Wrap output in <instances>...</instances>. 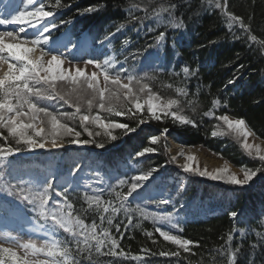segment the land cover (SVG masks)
I'll return each mask as SVG.
<instances>
[{"label":"trees","instance_id":"obj_1","mask_svg":"<svg viewBox=\"0 0 264 264\" xmlns=\"http://www.w3.org/2000/svg\"><path fill=\"white\" fill-rule=\"evenodd\" d=\"M43 2L49 6L47 9L61 14L60 21L71 23L73 36L87 31L94 45L102 44L110 49L117 64L127 69L136 68L130 73L154 77L144 82L164 99H179L180 105L176 111L183 109L181 114L192 118L197 124L196 127L182 125L171 117L152 120L146 111L135 118L130 115L116 117L94 107L93 114L98 113L104 120L127 123L136 129L130 133L113 130L117 139L111 140L105 132L91 125L87 127L93 136L90 137L87 132L83 134L85 130L80 126L79 117L65 121L81 133V140H93L94 143L86 144V150L80 151L48 150L34 156V159L40 164V169L47 165L54 175L58 174L56 176L68 175L69 178L63 183L55 181L53 184L56 191H62L65 187L69 189L67 196L74 205V215L82 214L88 224L93 219L99 224L94 208L86 213L81 212L88 208L86 196L102 195L104 201L115 204V193H126L133 176L156 169L145 181L152 185L150 189L153 192L159 185L155 179L166 178L172 173L166 168L168 157L162 140L157 144L150 143V137L158 136L164 128L168 129L166 136L174 142L183 146H202L240 170L261 167L260 162L250 157L236 141L226 135L213 137L211 133L217 130L218 120L215 116L227 114L233 119L243 118L254 135L264 141V46L248 38L251 34L258 41H264V0H228V10L249 25L250 33L239 24H233L230 30L227 17L214 5L210 6L208 0H62L65 6L58 9L50 7L55 0ZM133 4L140 8H131ZM173 4L175 8L171 10L172 14L183 24L179 29L158 24L154 16V10L158 12L161 6L168 8ZM88 8L95 10L84 11ZM145 8L147 13L141 10ZM162 15L165 20L168 18L166 13ZM132 16L141 19L134 20ZM149 28L155 31H149ZM160 31H166V41L156 46L155 36ZM149 44L153 47L149 48ZM136 57L141 59L134 60ZM185 66L195 75L186 77L182 71ZM176 88L186 89L188 95L178 96ZM214 99L221 103L212 109ZM47 107L52 111H64L60 104L53 103ZM209 110L214 111L213 116L203 115ZM82 111L87 113L86 105ZM140 118L146 122L140 124ZM0 132L7 136L6 130L0 129ZM97 132L99 136L95 135ZM95 143H102L104 147L97 148ZM9 144L15 146L10 137L6 143L0 136V146L7 147ZM145 147H152L156 151L136 157L135 153ZM75 153L92 156L94 163L100 162L104 166L100 169L94 165L79 166L76 173H70L75 168L72 166L76 160L70 157L76 156ZM26 162L23 158L13 157L0 162V174L5 172L2 178L7 182L29 181L30 178H19L12 174L13 169H20ZM35 170L32 177L43 178L45 173ZM92 176L98 177L94 183H87L83 179L91 181ZM121 180L126 181L123 186H119ZM170 186L165 184L164 191L158 193L162 197L153 199L150 198L151 191L148 194L137 190L126 204L131 208L139 206L148 213H158L155 204L159 207L160 201L168 196L174 200V204L163 205L160 214L172 213L178 227L172 229L167 222L154 223L136 212L131 213L133 220L129 224L121 210L115 215L112 226L105 222L103 227L109 228L118 242L117 251L122 250L126 256H99L94 258V264H213V257L215 264H227V256H219L213 250L226 246L229 234L233 236L230 242L232 249L240 250L235 264H251L253 261L254 264H264V171L257 173L245 186L232 185L228 189L207 185L193 178L186 181L185 189L181 192L178 191L181 189L179 186H173L172 190ZM100 189H104L103 193ZM3 209L0 207V212ZM233 211L238 213L235 218L229 215ZM116 225H120L119 230ZM157 226L193 241L191 252L185 253L165 241L155 231ZM57 233L60 238L65 236L61 230ZM148 233H152V236H148ZM145 249L148 251L145 252ZM161 251H179L180 255L161 256ZM133 256L142 259H132Z\"/></svg>","mask_w":264,"mask_h":264},{"label":"snow or ice","instance_id":"obj_2","mask_svg":"<svg viewBox=\"0 0 264 264\" xmlns=\"http://www.w3.org/2000/svg\"><path fill=\"white\" fill-rule=\"evenodd\" d=\"M27 3L31 5V10H28L27 7L20 10L17 7L8 10L6 14L0 13V26H18V29L9 30L5 27L0 30V72H2L0 74V129L7 131V136H4L3 132H0V136L6 143L10 137L15 144V146L11 144L7 147L0 146V162L24 150H54L64 147L65 143L79 145L94 143L93 140H81V133L65 122V120H72L76 117H79L80 126L90 137L93 136V132L88 129L87 125L89 124L104 129L105 134L111 140L117 139L112 134L114 129H122L126 133L136 131L127 123L106 122L99 114L92 115L94 107L116 117L130 115L133 118L137 114H142L146 107L148 116L152 120L160 121L166 117H171L182 125L197 126L192 118L181 114L183 109L173 110L179 107V99H164L154 92L148 83L144 82L145 79L151 80L154 77L147 76V74L137 76L127 72L122 66L117 69L116 64L118 62L112 57H106L102 63L94 59L85 61V65H92L98 70L90 74L84 68L75 65L70 68L63 67L64 58L58 52L54 53L50 47L53 40L51 32L58 26L49 21L48 18L54 17L55 12L46 10L49 6L43 0H27ZM208 3L210 6L214 5L215 8L220 9L227 17L230 30L233 24H239L244 31L250 33L249 25H246L241 17L228 10V0H223L222 3L221 0H208ZM64 6L62 0H55V3L50 5L53 9ZM5 7L7 8V5ZM131 8L139 9L140 6L133 4ZM174 8L175 5L173 4L168 8L161 6L158 12L154 10L157 23L173 29L182 28V22L172 14L171 10ZM94 10L88 8L84 11L92 12ZM141 10L147 13L146 8ZM164 13L168 17L166 20L162 15ZM129 14L131 15V9ZM132 19L141 18L132 16ZM61 23L66 22L61 21ZM29 28L34 30L31 38L27 34ZM149 31H155V29L149 28ZM248 38L264 46V41H258L255 35L249 34ZM105 39L107 40L108 37ZM165 41L166 31H160L155 36L156 46ZM148 47L151 48L153 45L149 44ZM45 57L50 58L45 60ZM69 63L71 64V62ZM3 66H6V70ZM182 71L186 77L195 75V72L187 66L183 67ZM100 77L103 78V87L100 84ZM58 82L67 85L68 91L65 92L62 87H58ZM175 91L178 96L188 95L184 88H176ZM51 100L62 101L64 105L74 109V111H51L42 104V101ZM188 103L191 104L192 101H188ZM220 103V100L214 99L212 109L217 108ZM85 105L87 114H82V107ZM203 115L213 116L214 111H206ZM215 119L222 122L227 131L241 143V147L247 154L260 162L261 167L255 170L242 168L243 177L238 178L237 174L229 172L227 165L211 172L207 169L201 170L198 165L194 166L195 158L192 155L185 157L187 162L181 167L184 172L207 176L212 180H223L232 185H246L257 173L264 171V148L248 143L249 136L254 135V133L243 118L231 119L229 115L224 114L215 116ZM145 122L144 118L139 119L140 124ZM217 128L219 129L220 125H217ZM167 132L168 129L164 128L161 135H166ZM225 134L224 130L211 133L213 137ZM95 135L99 136L100 133L97 132ZM159 139V136L153 135L150 137V143L157 144ZM95 146L97 148L104 147L102 143H95ZM155 151L156 149L152 147H145L142 151H137L135 155L136 157H143L145 153ZM179 155H184V153L181 152ZM176 158V156L171 157L173 161ZM78 170L79 165L73 169V173ZM155 171L156 169H151L146 173L133 176V182L126 193H115V204L112 201H104L102 195L86 196L85 201L88 208L82 209L81 212L86 213L94 208L99 217V224L95 219L92 220L91 224H88L82 214L74 215V205L69 202L67 196L69 189L66 187L62 191L56 192V196L62 197L63 202L57 201L55 207H51L49 193L54 187L52 179L44 177L35 184L23 180L18 183L5 182V190L8 195H14L19 200L31 205L39 220L44 221L43 224H39V228L52 233L54 238L45 239L40 243L31 238L21 242L16 237L9 235L6 237V242L11 246L5 247L3 243H0V264H94L95 257L126 256L122 250L117 251L118 242L112 237L109 228L103 227L105 222L112 226L115 215L121 210L125 213L129 224L133 220L131 213L136 212L144 219H152L154 223L167 222L172 229H176L178 223L174 222L172 213H148L139 206L131 208L126 204L133 193L142 189L143 182L148 181ZM125 183L126 181L121 180L119 186H123ZM103 191L104 189H100L101 193ZM169 202L166 199L160 201L162 204ZM229 215L235 218L238 213L233 211ZM119 227L120 225H116L117 230ZM57 230H61L65 236L63 238L55 236ZM155 231L165 241L176 245L178 249H182L185 253L191 252L193 241L173 234L171 230L164 227L157 226ZM148 236L151 237L152 233H148ZM232 240L233 236L229 234L225 242L226 246L222 245L213 250L219 256H227V264H235L240 251L238 248L232 249L230 244ZM17 249L21 250L23 254L21 255ZM144 251L147 252L148 250L145 249ZM160 255L179 256L180 252L161 251ZM193 255L195 254L193 253ZM132 259L139 260L142 258L133 256ZM213 264H215V257H213ZM251 264H254V261Z\"/></svg>","mask_w":264,"mask_h":264},{"label":"rangeland","instance_id":"obj_3","mask_svg":"<svg viewBox=\"0 0 264 264\" xmlns=\"http://www.w3.org/2000/svg\"><path fill=\"white\" fill-rule=\"evenodd\" d=\"M26 7L28 8V10H31V5H28L27 0H22L20 5H19V9L24 10ZM46 10H49V9L46 8ZM52 11L55 12V16L48 18V20L54 22L58 27L53 29L51 32V36L53 37V40H52V44L50 45V47L53 49L54 53L58 52L64 58L63 67L70 68L73 65H75L76 67L84 68L88 74H90L93 71H98L92 65H85L84 62L87 61V59H86V57H84L83 54H82V56H81V53H79L78 55H75V53L76 54L78 53L77 52V49H79L78 47H83L86 49H88V47H89L85 43L81 45L80 41H81V38L83 37V35H81L78 39H73L67 33L66 29L65 30L63 29L64 28L63 26H65V24L61 23V21H60L61 17H62L61 14L58 11H55V10H52ZM10 26H14L11 29H13V28L18 29L17 25H10ZM69 27H70V25H69ZM33 34H34V30L32 31V34H30L31 35L30 38L33 36ZM71 42L73 43V45H75V47L69 46L67 49L66 45H70ZM102 47H103V45L101 44V45H97L96 49H94L97 51V53H99L98 54L99 58L95 59V60H98L101 63L104 61V59L106 57H112L115 60V55H112V53L110 51L108 53V50H110V49H106L103 52H101ZM83 48H81V49H83ZM103 54H104V56H103ZM49 58L50 57H45L44 59L47 60ZM139 59H141V58L136 57L134 60H139ZM69 62H71V64ZM121 66L125 70H127V72H129V73H130V71L136 69V68L127 69L122 64L121 65L116 64L117 69L120 68ZM3 68L6 70V66H3ZM0 74H2V72H0ZM124 82H127V81H124ZM100 84H101V87H103V78L102 77H100ZM58 87H62L65 92L68 91V86L64 85L60 82H58ZM53 103H55L56 105L60 104V106H62V108H64L61 110H64L67 112L74 111V109L69 108L67 105H64L63 102L59 101V100L42 101V104H47V106L48 105L50 106V104H53ZM49 110L52 111V109H49ZM173 110L176 111L178 109L174 108ZM143 111L147 112V108L145 107ZM82 114H87V113L86 112L84 113L82 111ZM96 114H98V113L93 114V112H92V115H96ZM231 119H233V118H231ZM65 121H67V120H65ZM89 125H91L92 127L94 126L98 130L105 132L104 129L99 128L94 124H89ZM218 125H220V128L219 129L217 128L216 131L224 130L226 133L225 135L230 137L234 141H236L238 143V145L241 147V143L237 141V139L234 137L233 134H231L230 132L227 131V129L223 126L222 122L218 121ZM114 130L118 131V130H122V129H114ZM84 133H86V131L83 132V134ZM112 134H113V130H112ZM158 136L160 137L159 140H162V144L165 146L164 150H165L166 155L168 157V162H167L168 166L166 165L167 166L166 168H169L172 171V173L167 171L171 174L166 175L167 176L166 178L157 177L155 180L159 183V185L154 188L153 192L150 189L152 187V185L149 182H145V181L143 182L144 186L142 187V189H139L138 191L141 193L148 192V194L151 191L152 192L150 195L151 199L156 198L158 196L162 197V195L158 194V193H160L161 191H164L165 184L171 185L170 190L173 189V186H179L181 189H178V191L179 192L183 191L185 189V186H186V181L189 178L190 179L193 178V179H196L200 182L207 183V185L221 186L224 189H228L230 186H232V184L226 183L223 180H212L207 176H199V175L194 174V173L184 172L181 165H183L184 163L187 162L185 157L188 155H192L195 158V160L193 161V164H194V166L198 165L201 170L207 169L208 171L211 172V171L216 170L217 168H222V167H225L227 165L230 173L237 174L238 178L243 177V173L240 169L232 166L226 160L212 154L211 152H209L208 150H206L202 146H183L181 144L174 142L171 138H168L166 135H161V133H160ZM248 143L260 145L261 148H264V141L260 140L255 135L249 136ZM84 148H86L85 145L65 143L64 147L59 148V149H69V150L78 149L80 151V150H83ZM59 149H54V150H59ZM84 150H86V149H84ZM44 151H48V150L37 149L34 151H26L24 153L20 152V153L13 155V157L16 158V157H18L16 155H19L22 153L21 155L23 156V159L28 158L27 162L24 163L22 165V167H20V169H13V171H12L13 176L19 177V178H30L29 181H31L33 184H35V182H34L35 180H37L36 182L41 181V179H36V178L32 177L33 176V170L34 171H35V169H37V171L40 170V164L37 163L36 161H34L36 159H34V157H31V156L38 155L40 153H43ZM81 152L87 153L88 151H81ZM181 152H183L184 155H179V153H181ZM75 155L76 156L70 157V158L76 159V160H74L75 164L72 167H76L77 165L91 167L94 165L95 168H97L96 166H98L100 169L101 167L104 166L100 162L94 163L93 157L89 156L87 154L80 156L81 154L77 155V153H75ZM79 156H80V158H78ZM172 156L177 157L175 161H173L171 159ZM24 160H26V159H24ZM66 160H68V159L66 158ZM41 168H43L44 170H47V171H45V174H47L46 176L53 175V173H50L49 169H47V165H43ZM70 173H73V172H70ZM101 174H102V176H107V175H104L103 173H101ZM56 175L57 174H55V176ZM0 176H1V178H0V207L3 206L2 208H4V210H5V212H3L5 214L0 213V243H3L5 247L11 246L6 242V237H8L9 235L16 237L21 242L26 241L29 238H31L33 240H36L37 243H40L45 239L54 238L52 233L47 232V231L39 228V223H37L34 220V217H36L37 214L32 210L31 205H29L27 202L19 200L14 195H12V196L8 195L7 191L5 190V182H7V180L2 178L3 176H5V172H2L0 174ZM67 178H69L68 175H66L62 178H57L56 181L58 183H60V182L63 183V181H65ZM87 178H89V177H87ZM96 178H98V177L92 176L91 181H90V179H86V178H83V179H85L87 181V183H94V179H96ZM11 182H15V181H11ZM53 182H54V180H53ZM68 184H69V181H68ZM238 186H240V185H238ZM243 186H245V185H243ZM56 192L57 191H54V189L50 190L49 195L51 197V202H50L51 207H55L57 201H60L61 203L63 202L61 200V197L56 196ZM10 198H12V199H10ZM164 199L170 201L168 204H171V203L174 204V200L172 198H168V196H167ZM168 204L160 203L159 207H158V204H155V206L158 208L157 212L162 213V208L164 207L163 205H168ZM24 207L26 208V210ZM18 208H21V210H19L21 212L15 211V210H18ZM150 210H152V209H150ZM38 219H39V217H38ZM40 221L44 222L43 220H40ZM17 251L20 252L21 255L23 254L21 250L17 249ZM41 258H43V257H41Z\"/></svg>","mask_w":264,"mask_h":264},{"label":"bare ground","instance_id":"obj_4","mask_svg":"<svg viewBox=\"0 0 264 264\" xmlns=\"http://www.w3.org/2000/svg\"><path fill=\"white\" fill-rule=\"evenodd\" d=\"M18 3H21V2L19 1ZM5 5H7V8L5 7ZM15 8H16V4H13L12 0H4V2L1 3L0 13L6 14L8 10L15 9ZM5 27L7 29L11 30V28L14 26H10V25L0 26V30H3ZM32 31H33V29H31V28L27 29V34L29 37L31 36L30 34H32ZM75 55H76V53H75Z\"/></svg>","mask_w":264,"mask_h":264}]
</instances>
